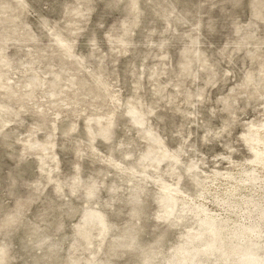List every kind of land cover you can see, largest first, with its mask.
<instances>
[{
    "label": "rangeland",
    "instance_id": "374dc122",
    "mask_svg": "<svg viewBox=\"0 0 264 264\" xmlns=\"http://www.w3.org/2000/svg\"><path fill=\"white\" fill-rule=\"evenodd\" d=\"M204 220L264 264V0H0V264H243Z\"/></svg>",
    "mask_w": 264,
    "mask_h": 264
},
{
    "label": "bare ground",
    "instance_id": "6f19581e",
    "mask_svg": "<svg viewBox=\"0 0 264 264\" xmlns=\"http://www.w3.org/2000/svg\"><path fill=\"white\" fill-rule=\"evenodd\" d=\"M259 156V155H258ZM244 197V196H243ZM247 197V196H246ZM260 199V198H259ZM252 200V199H251ZM246 201V200H245ZM253 202V201H252ZM172 202H170L169 200L166 202L167 205L171 204ZM251 203V201H250ZM238 205V203H237ZM247 206V205H246ZM257 208V207H256ZM242 210V209H241ZM244 210V209H243ZM246 211V210H244ZM205 221V220H204ZM202 221V228L207 232L209 231L210 234H214V239L212 241V243L206 245L202 250L201 252L203 253H208L209 252V255H210V252L212 251H216V255H220L221 257H224V261L225 262H228L230 259L234 258L235 257V253H234V250L235 248L237 247L238 250H240V262L243 263V264H256V262H260V261H256L257 258L254 257L252 251L250 250H245V249H241L238 247L239 246H242L244 245L241 241L242 238L241 236L244 235L245 233L244 232H251L253 231L252 228H248L246 227L245 229L244 228H240V229H237L235 231H233L231 234L229 235H223L221 233V231L219 230L218 231V228H216V226L212 223V221H216V220H206L205 222ZM252 222V221H251ZM255 222V221H254ZM238 225V224H237ZM263 225V224H262ZM218 227V226H217ZM223 228V226H221ZM237 227V226H236ZM242 227V226H241ZM234 228V227H233ZM255 230V228H254ZM229 232V231H228ZM252 233V232H251ZM203 234V233H202ZM202 236V235H201ZM201 236L198 234L196 237H195V240L198 241L199 239H201ZM243 239H246L243 238ZM261 239V238H260ZM194 240V241H195ZM239 241V242H238ZM246 241V240H245ZM251 241V240H249ZM258 241V240H257ZM248 242V241H247ZM257 243V242H256ZM248 244V243H247ZM229 245L230 248L228 250H223L224 246H227ZM186 250V249H185ZM196 252V251H195ZM194 253V252H193ZM197 253V252H196ZM194 255L196 256L197 254L194 253ZM193 255V256H194ZM257 255V254H256ZM255 255V256H256ZM255 258V259H254ZM260 259V258H259Z\"/></svg>",
    "mask_w": 264,
    "mask_h": 264
}]
</instances>
